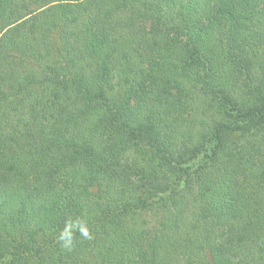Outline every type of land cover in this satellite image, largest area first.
Instances as JSON below:
<instances>
[{
	"label": "trees",
	"instance_id": "1",
	"mask_svg": "<svg viewBox=\"0 0 264 264\" xmlns=\"http://www.w3.org/2000/svg\"><path fill=\"white\" fill-rule=\"evenodd\" d=\"M0 264H264V0H0Z\"/></svg>",
	"mask_w": 264,
	"mask_h": 264
}]
</instances>
